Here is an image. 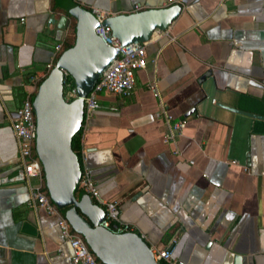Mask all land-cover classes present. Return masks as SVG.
Instances as JSON below:
<instances>
[{"label": "crops", "instance_id": "crops-1", "mask_svg": "<svg viewBox=\"0 0 264 264\" xmlns=\"http://www.w3.org/2000/svg\"><path fill=\"white\" fill-rule=\"evenodd\" d=\"M73 1L107 16L180 6L146 42L132 93L98 95L82 123L99 197L186 264H264V0ZM63 17L55 0H0V264H69L57 217L26 205L10 126L70 38ZM166 118L185 123L171 144Z\"/></svg>", "mask_w": 264, "mask_h": 264}, {"label": "water", "instance_id": "water-1", "mask_svg": "<svg viewBox=\"0 0 264 264\" xmlns=\"http://www.w3.org/2000/svg\"><path fill=\"white\" fill-rule=\"evenodd\" d=\"M55 4L64 14L63 19L73 20L74 42L59 54L31 99L36 133L34 152L41 165L47 196L102 264H157L137 234L113 235L98 227L104 218L103 211L87 194L76 190L80 167L70 141L82 125L81 98L116 57L118 49L107 47L94 35L98 23L87 9L73 0H55ZM179 13V5H170L107 16L100 25L109 28L110 35L123 47L134 41H149L154 31L164 32ZM62 71L72 80L78 97L70 102L62 98ZM220 107L257 118L228 106Z\"/></svg>", "mask_w": 264, "mask_h": 264}, {"label": "built area", "instance_id": "built-area-1", "mask_svg": "<svg viewBox=\"0 0 264 264\" xmlns=\"http://www.w3.org/2000/svg\"><path fill=\"white\" fill-rule=\"evenodd\" d=\"M90 13L98 23V26L93 30L94 35L107 47L118 49V53L101 72L91 90L85 97L81 98L83 104L82 123L99 109L98 95L106 94L123 98L128 97L133 91L135 72L144 69L146 66V42L134 41L120 47L118 41L110 35L109 28L100 25L107 15L95 9H90ZM59 50L60 45H56L54 47L55 54ZM52 67V64L46 66V74ZM62 76V90L65 87H70L68 91L62 94L63 100L70 102L77 99L78 97L73 82H70V77L65 71H62ZM148 89L154 92L153 86H148ZM154 95L156 96L155 92ZM164 124L166 125V130L162 136V143L171 144L174 138L184 128L185 123L183 120L169 122V119L166 118ZM10 126L16 143V151L21 164L22 176L28 184L27 207L33 210L40 209L49 216L57 217L59 233L71 250L69 264H102L89 251L83 238L70 228L67 221L61 216L59 210L50 202L47 193L45 194L42 191V187H44L43 174L41 165L34 152V141L36 137L35 120L29 97L23 99L13 117L10 118ZM76 190L87 194L91 202L103 211L104 218L97 224L98 227L113 235L135 234V228L133 226L120 221L116 202L102 200L99 197L88 171L80 170ZM149 250L153 261L157 264H186L173 258L171 249L149 248Z\"/></svg>", "mask_w": 264, "mask_h": 264}, {"label": "trees", "instance_id": "trees-1", "mask_svg": "<svg viewBox=\"0 0 264 264\" xmlns=\"http://www.w3.org/2000/svg\"><path fill=\"white\" fill-rule=\"evenodd\" d=\"M69 31H70V38H69V40L64 41V43L62 45H60V50L56 54L57 56H59V54L62 51H64L65 49L70 48L73 45V42H74V22L69 26ZM44 77L45 76H43L42 79ZM42 79H40L38 83H40V81ZM70 82H72L71 79H70ZM32 97L30 98V101H31ZM79 141H80V130L71 138L70 148H71L72 152L76 155V157L78 159L79 167H80V170H81V164H80V144H79ZM42 191L46 194V190H45L44 187H42Z\"/></svg>", "mask_w": 264, "mask_h": 264}, {"label": "rangeland", "instance_id": "rangeland-1", "mask_svg": "<svg viewBox=\"0 0 264 264\" xmlns=\"http://www.w3.org/2000/svg\"><path fill=\"white\" fill-rule=\"evenodd\" d=\"M70 89V87H65L63 90H62V94H64L65 91H68Z\"/></svg>", "mask_w": 264, "mask_h": 264}]
</instances>
